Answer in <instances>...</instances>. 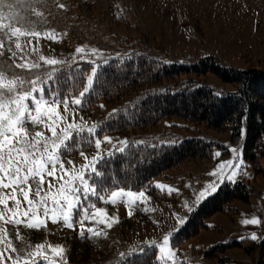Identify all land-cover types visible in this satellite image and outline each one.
Listing matches in <instances>:
<instances>
[{"label":"rangeland","instance_id":"1","mask_svg":"<svg viewBox=\"0 0 264 264\" xmlns=\"http://www.w3.org/2000/svg\"><path fill=\"white\" fill-rule=\"evenodd\" d=\"M59 5L65 7L60 8ZM0 17L5 25L0 29V40L3 41L0 68L4 70L5 82L14 73L34 78L37 74L43 77L53 68L57 69L56 72L62 68L59 65H47L41 57L66 60L67 65L89 60L92 64L89 75L97 63L110 57L127 55L132 50H145L166 62L179 63L212 55L235 69L264 70V0H0ZM9 24L13 28L20 27L21 32L15 33L8 27ZM36 32L38 36L33 34ZM53 32L56 38L49 39L48 34ZM17 43L20 48L16 47ZM77 47L84 48L85 52L76 53ZM93 49H99L102 56H93ZM34 63L41 67L32 72L16 67L17 64ZM201 79L217 94L235 88L234 84L223 82L212 73L205 74ZM56 86L54 78L43 85L49 105L56 108L51 116L42 118L44 122L36 128L46 137H51V132L45 123H50L58 133L61 127L73 121L86 127L93 124L100 126L102 119L118 108L116 102L101 99L88 110H82L81 105L74 106L69 99V108L65 112L63 103L56 106L51 102V96L56 93H60L61 98L67 96V90H57ZM74 96L78 97V94ZM184 125L186 123L179 118H165L158 125L140 133L137 141H175L198 132H191ZM27 127L31 139L34 131L31 125ZM244 134L242 127L240 137L232 140L229 130L216 131L200 127L198 135L214 142L211 156L200 162L187 161L165 171L162 177L152 178L148 184L157 195L149 192L147 187L138 190L123 188L137 193L143 191L145 197H137L135 202L130 197H117L112 203L111 191L121 188L104 192L98 190L91 179L99 175L93 173L90 166L84 170V177L97 194L88 193L85 196L82 191L79 193L80 204L69 213L71 227L63 219L53 222L41 214L45 222L37 228L24 229L22 223L14 225L16 227L13 229L10 226L12 224H6L3 220H0V228L8 227L6 232L16 250L24 245L26 249L31 246L30 252H34L37 244L45 246L43 255L30 257L29 252L28 259L19 261V264H25V261L31 264L33 259L35 264H121L128 254L139 252L145 246H154L156 259L162 263L207 264L210 262L197 249L232 242H238L239 245L228 247L223 256H227L233 264H257L259 259L264 260V250L260 246L264 239V173L255 172L254 165L244 158ZM96 135L102 140L99 150L95 149L94 144L86 142L93 139L87 132L72 134V138L66 141V147L60 150L64 169L62 171L57 165V177L63 175L64 180H67L69 177L65 172L72 174L91 161L97 152L102 158L109 156V152L113 153L119 148L120 142L126 140L120 132H101L99 128ZM105 135L111 139V143L103 141ZM234 148L238 154L233 153ZM81 150L87 160L79 155ZM229 161L233 165L225 167L222 174L225 177L231 174L235 170L234 165L243 161L235 180L230 182L249 180L255 193L248 202L233 200L228 203L227 206L237 209L233 216L216 212L205 219V227L195 235L180 246H173L171 241L174 233L186 222L195 206L214 192L198 199L199 193L213 184L219 187V177L213 173H221L220 165ZM259 163L264 166V156L259 159ZM44 180V191H47L49 181L53 184L62 182L47 175ZM224 181L229 180L225 178ZM158 185L165 188L162 190ZM24 187L27 190V186ZM10 193L11 189H1L0 196ZM29 195L35 198L33 193ZM17 198L21 201L23 211L27 207L26 202L19 192ZM8 207L14 208V202L9 200ZM97 208L103 209L107 215L93 216ZM85 209L87 219H84ZM2 211L4 205H0ZM19 218L24 219L22 216ZM179 219L184 223L179 224ZM252 219L258 223H244ZM89 228L100 234L88 232ZM81 232L84 234L81 235ZM253 233L257 236L256 240L250 238ZM165 235H169L168 247L172 255L161 259L168 253V249L160 252ZM153 241L156 243L153 244ZM6 244V241H0L2 249ZM57 247L63 249L59 255L52 251ZM4 252L12 258L11 249H5Z\"/></svg>","mask_w":264,"mask_h":264},{"label":"trees","instance_id":"2","mask_svg":"<svg viewBox=\"0 0 264 264\" xmlns=\"http://www.w3.org/2000/svg\"><path fill=\"white\" fill-rule=\"evenodd\" d=\"M105 61L97 63L93 87L82 99L81 109L88 110L101 99L116 102L115 115L110 113L103 119L100 131L120 132L127 144L124 151L114 150L98 161L96 168L102 175L92 178L98 190L147 187L155 193L148 184L152 178L163 176L165 171L187 161L200 162L211 156L214 142L198 135L200 127L229 130L232 140L240 137L244 127L243 156L254 165L255 172L264 173V166L259 163L264 156V70L235 69L212 55L188 63L166 62L145 50H132ZM91 66L89 60L59 64L62 68L54 76L56 89L67 90L65 95H77L85 85ZM207 73L234 84V90L217 94L201 79ZM165 118H179L186 123L187 130L198 132L175 141H137L140 133ZM254 193L249 180L222 182L212 195L195 206L172 236V245L180 246L195 235L205 227V219L216 212L233 216L237 209L227 206L228 203L248 202ZM234 245L239 243H218L197 251L210 262L207 264H233L223 254ZM260 246L264 250V239ZM121 264L167 263L156 259L154 246H146L141 252L128 254ZM257 264H264V260L259 259Z\"/></svg>","mask_w":264,"mask_h":264},{"label":"snow or ice","instance_id":"3","mask_svg":"<svg viewBox=\"0 0 264 264\" xmlns=\"http://www.w3.org/2000/svg\"><path fill=\"white\" fill-rule=\"evenodd\" d=\"M59 7L64 8L65 6L59 5ZM37 15H43V13H37ZM21 19H23V17H21ZM4 27L3 18L0 17V29ZM8 27L13 29L15 33L21 32L20 27L13 28L11 24H9ZM33 34L39 35L38 32ZM48 38L55 39L56 36L54 32L49 33ZM16 47L20 48V44L17 43ZM2 48L3 41L0 40V49ZM75 51L78 54H83L85 52L82 47H77ZM92 55L102 56V53L99 49H93ZM41 60L50 66L67 63L66 61L46 59L44 57H41ZM16 67L32 72L40 68L41 65L35 63L31 65L17 64ZM98 67V65L93 66L91 74L86 77V84L83 86V90L78 93V97H75L73 93H69L66 97L61 98V94L56 93L51 96L52 104L59 106V104L63 103L65 112H67L69 108V99L72 105H81L82 99L93 87ZM56 70L57 69L53 68L52 71L45 73L43 77L37 74L34 78L31 76L24 77L14 73L12 78L5 82L4 70L0 68V189H11L10 194L0 196V205H4V211L0 212V220H3L6 224L19 225L23 223L25 227L33 229L44 224L45 220L43 218H51L53 222H56L58 219H63L67 226L71 227L72 224L69 213L79 206V193L82 191L85 196H87L88 193L93 195L97 194L96 189L91 187L89 182L85 179L84 170L91 166V171L93 173L102 175V173L97 171L95 166L97 160L102 159L99 152H97V155L94 156L91 161L82 165L72 174L65 172L64 174L69 177L67 180H64L63 175L57 177L56 172L58 164L62 171L64 169L63 157L60 154V150L66 147V141L72 138L73 133L79 134L87 132L93 139L87 140L86 142L88 144H94L97 150L101 149L102 140L96 135L99 126L93 124L91 127H86L85 125L77 124L73 121L68 123L65 127H61L58 133L56 128L52 127L50 123H45V127L51 132V137H46L42 131L36 130L37 126L43 123L47 116H51V114L56 111V108L49 105V101L44 95L43 87L49 79L54 78ZM112 115H115V111ZM60 119H63V117ZM27 125H31L32 131H34V135L31 136V139L29 138L30 130ZM102 138L103 141L111 143V139L106 135ZM126 144V141H121L117 150L124 151ZM232 151L238 154L237 149L234 148ZM111 154L112 153L109 152V155ZM79 155L85 157L87 160L82 150L79 151ZM217 155H219V153H217ZM68 163L72 162L68 161ZM242 163L243 161H240L239 164H235V170L226 177L222 174L223 169L233 165V162L229 161L226 164H221V173H213V175H218L221 183L225 178L229 181H234ZM45 175L62 182L53 184L49 181L48 189L44 191L43 185L45 183ZM24 186H27V190ZM158 187L162 190L165 188L163 185H158ZM216 190L217 187L213 184L210 188H205L204 191H201L198 195V199ZM168 191L171 192L172 189L169 188ZM17 192L22 194L23 201L26 202L27 205L23 211L21 210V201L17 198ZM30 193H33L35 198H30ZM117 197H130L133 198V202H135L137 197H145V192L139 191L137 193L130 190L125 191L123 188L118 191H111L112 203H115V198ZM101 199L103 200L104 197H101ZM9 200L14 202V208L8 207ZM84 211L86 213L84 219H87V209ZM41 214L43 218H41ZM92 215L105 216L107 214L103 209L97 208ZM21 216L24 218L23 220L19 218ZM178 223L183 224L184 221L179 219ZM244 223L256 224L258 221L252 219L245 220ZM87 231L94 235L100 234L95 232L92 228L87 229ZM83 234L84 233L81 232V235ZM169 235L163 237L160 252L163 253L165 249H168V253L167 256H163L161 259H167L168 256L172 255V251L168 247L170 243ZM17 238H19V234H17ZM250 238L256 240L257 236L253 233ZM6 239V229L0 228V241ZM152 243L155 244L156 242L153 241ZM44 247L43 244H37L36 250L30 252L29 256L37 257L43 255L42 249H44ZM6 249H11L13 252L16 251L15 248H12L10 240H8L6 244ZM52 251L59 255L63 249L57 247L53 248ZM6 259L10 260L11 264H19L18 259L6 257L4 250H0V264H4ZM25 264H28V261H25ZM31 264H35L34 259Z\"/></svg>","mask_w":264,"mask_h":264}]
</instances>
